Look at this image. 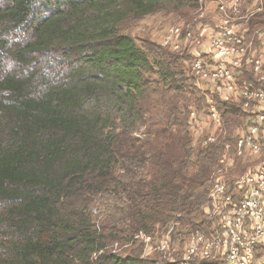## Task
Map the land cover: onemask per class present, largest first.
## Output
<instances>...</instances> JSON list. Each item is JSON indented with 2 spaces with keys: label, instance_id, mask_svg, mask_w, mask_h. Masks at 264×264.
<instances>
[{
  "label": "trees",
  "instance_id": "1",
  "mask_svg": "<svg viewBox=\"0 0 264 264\" xmlns=\"http://www.w3.org/2000/svg\"><path fill=\"white\" fill-rule=\"evenodd\" d=\"M198 2L0 0V264H167L110 246L177 223L181 245L210 233V177L232 132L194 147L187 96L202 110L206 94L191 59L121 31ZM155 75L175 93L157 149L138 138Z\"/></svg>",
  "mask_w": 264,
  "mask_h": 264
},
{
  "label": "built area",
  "instance_id": "2",
  "mask_svg": "<svg viewBox=\"0 0 264 264\" xmlns=\"http://www.w3.org/2000/svg\"><path fill=\"white\" fill-rule=\"evenodd\" d=\"M215 5L217 14L211 18ZM225 11L224 0L207 2L193 22L166 27L159 42L173 53L193 57V75L206 96L237 105L244 117L232 129L234 142L224 144L210 177L205 209L213 221L210 233H191L181 245L172 236L180 223L172 226L154 248L167 264H264V47L247 44L248 28L232 25L235 18ZM210 118L208 131L213 133L206 139L204 132L196 134L204 146L222 143L229 135L214 107ZM190 123L203 125L196 113ZM139 235L149 246L153 236Z\"/></svg>",
  "mask_w": 264,
  "mask_h": 264
},
{
  "label": "rangeland",
  "instance_id": "3",
  "mask_svg": "<svg viewBox=\"0 0 264 264\" xmlns=\"http://www.w3.org/2000/svg\"><path fill=\"white\" fill-rule=\"evenodd\" d=\"M213 0H199V5L195 9L185 8L179 12H174L170 15L166 13H158L153 16H148L141 20H129L122 27L121 31L123 33L129 34L136 42L138 46H144L146 44H152L159 46L160 39L163 35V31L168 26L180 25L183 23H191L192 19L195 16L202 12L205 9L207 2H212ZM218 1V0H217ZM224 8H225V16H230L235 18L232 21V25L237 23L244 30L248 28L246 31L248 35L245 37L246 43H253L254 47L263 48L264 47V0H224ZM215 11L211 13V18L215 17L217 14L216 5L214 7ZM220 14V11L218 12ZM221 15V14H220ZM209 20L206 17L203 20V24L205 21ZM194 58L191 57V61L187 63V70L189 72V76L195 80L197 86L203 89V84H200L197 79L193 75V67H194ZM13 68V67H11ZM152 82L151 85V95L148 103L145 105L144 111V123L141 126L140 133L138 134V138L143 142H152L151 146L153 149H157V136L162 129L165 128L166 116L162 110L164 99L167 101H174L175 93L168 91L167 94L163 87L162 83L159 81L160 78L155 75L151 77ZM247 78H251V76H247ZM206 87V86H204ZM205 91V90H204ZM213 94V93H212ZM217 94V90L215 92ZM218 95V94H217ZM205 96V95H204ZM214 95L205 96V102L203 103V109L200 110L199 107L195 105L194 100L187 96L189 103V113H188V122L190 125V133L193 139L194 147L199 144L202 145V139H199L197 132L201 134L204 132V139L208 138L213 130L210 132V124L212 123V119L210 118V113L212 108L214 107L218 112V104L216 102V98ZM219 96V95H218ZM192 113H196L199 117L201 123L203 125L197 123H190V117ZM225 127L227 129V133L232 132V129L236 126L235 121H226L223 114L220 112ZM200 123V122H198ZM203 139V140H204ZM160 140V139H159ZM219 143V142H218ZM215 145H218L217 143ZM204 146V145H203ZM94 214H99L97 209L94 210ZM168 233L163 232L156 234L150 242L149 246H146L145 241L140 235L136 236L135 241H124L120 243H115L110 246V249L113 253L118 254L122 257H127L133 252H136L142 259H155L157 256H161L159 261L167 262V259L164 255L159 252H156L154 248L158 245L159 239L163 237L164 234Z\"/></svg>",
  "mask_w": 264,
  "mask_h": 264
}]
</instances>
